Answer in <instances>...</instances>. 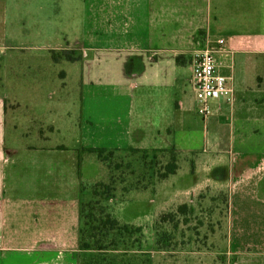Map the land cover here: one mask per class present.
Segmentation results:
<instances>
[{
	"label": "crops",
	"instance_id": "1",
	"mask_svg": "<svg viewBox=\"0 0 264 264\" xmlns=\"http://www.w3.org/2000/svg\"><path fill=\"white\" fill-rule=\"evenodd\" d=\"M205 39L224 40L232 97L202 119L204 189L228 193L233 264H264V0H0V264H78L81 186L97 182L80 149L197 152L182 84ZM34 51L51 74L17 73Z\"/></svg>",
	"mask_w": 264,
	"mask_h": 264
},
{
	"label": "rangeland",
	"instance_id": "2",
	"mask_svg": "<svg viewBox=\"0 0 264 264\" xmlns=\"http://www.w3.org/2000/svg\"><path fill=\"white\" fill-rule=\"evenodd\" d=\"M65 38L73 43L74 35L67 33ZM34 53L33 62L30 61L34 68L30 71H27L26 62L31 60L27 59L31 55L17 54V73L51 74V69L42 60V52ZM64 55L67 59L72 53L64 52ZM7 58L1 56L3 61ZM68 66V63L61 65L62 68ZM190 77V71L185 70L182 89L190 102L188 114L195 123L194 134L198 139L193 147L197 152L173 156L159 152L109 150L102 153L100 160L96 155L88 157L84 153L83 172L90 171L97 181L81 186L84 216L91 213L100 219L109 214L120 224L141 227L142 233L120 231L115 232L117 236L112 233L94 238L97 233L91 228L97 223L87 224L83 227L84 239L90 247L77 251L74 258L78 264H233L235 261V256L228 253V193L204 189L208 179L214 180V172L210 174L203 159L214 158L215 154L202 139L204 123L197 114L198 102ZM161 143L166 145L164 139ZM226 143L221 141L215 148L222 151L223 157H228ZM174 157L178 160L179 170L166 180L158 181V176ZM209 167L212 168L210 164ZM181 205H186V209L179 211ZM170 213L174 215L166 217L164 222L159 221L162 214ZM87 221L90 219L83 222ZM99 238L101 248L95 243Z\"/></svg>",
	"mask_w": 264,
	"mask_h": 264
},
{
	"label": "built area",
	"instance_id": "3",
	"mask_svg": "<svg viewBox=\"0 0 264 264\" xmlns=\"http://www.w3.org/2000/svg\"><path fill=\"white\" fill-rule=\"evenodd\" d=\"M223 44L222 39L215 42L205 39L204 44L192 54L189 62L190 83L198 102L197 114L202 119L209 115L210 101L222 98L229 101L232 97L229 79L221 73L215 57Z\"/></svg>",
	"mask_w": 264,
	"mask_h": 264
},
{
	"label": "trees",
	"instance_id": "4",
	"mask_svg": "<svg viewBox=\"0 0 264 264\" xmlns=\"http://www.w3.org/2000/svg\"><path fill=\"white\" fill-rule=\"evenodd\" d=\"M64 56H66V55H64ZM67 60L73 61V58H71L69 56V58H67ZM107 151H109V150H105V149H80L79 153L81 152V153L93 154V155H96L98 157V159L100 160L102 153H105ZM113 151L159 152V153L172 154L173 156L180 154L175 149L152 150V151L128 149V150H113ZM178 170H179L178 160L176 157H174L171 160V162L166 165V167L164 168L163 174L159 175L157 180L163 181L168 176L176 174ZM185 209H186V205H183V206L181 205L180 207H178L179 211H182ZM84 213H85V206L83 204H81V202L79 200V229H78V250L79 251L87 250L90 247L88 242L84 239L83 227H85L87 224L91 225L92 222L97 223V225H94L91 228V231H94V233L95 232L97 233L96 235L94 234V236H93L94 238L95 237H105L107 235H111L112 233L114 234L113 236H117L118 235L117 233L120 231L130 232L131 234L134 233L136 235H141V233H142L141 227L130 225V224H120L119 221H117L115 218L111 217L109 214H104V216H102L100 219H96L94 217V215H92L91 213L90 214L87 213L86 216H84ZM173 215L174 214H171V213L170 214H162L159 217V221L164 222L166 217L173 216ZM84 219H90V221L83 222ZM115 232H117L116 233L117 235L115 234ZM101 233H103V234H101ZM102 235H104V236H102ZM95 243H98V247L101 248L100 238Z\"/></svg>",
	"mask_w": 264,
	"mask_h": 264
}]
</instances>
